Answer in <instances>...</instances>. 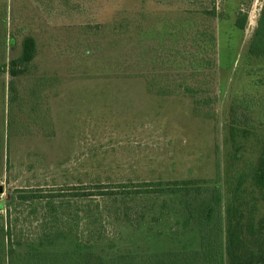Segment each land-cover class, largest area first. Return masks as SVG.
I'll list each match as a JSON object with an SVG mask.
<instances>
[{
  "label": "rangeland",
  "instance_id": "obj_1",
  "mask_svg": "<svg viewBox=\"0 0 264 264\" xmlns=\"http://www.w3.org/2000/svg\"><path fill=\"white\" fill-rule=\"evenodd\" d=\"M263 8L264 0H0V264L7 229L15 264H33L34 254L43 264H81L85 255L143 264L152 254L201 251L203 235L224 247L229 210L263 217L253 173L264 142V57L248 54ZM206 10L218 15L217 69L193 97L172 78L190 70L144 60L172 58L170 38L192 32L191 18ZM26 36L37 41L36 57L13 78L9 64ZM164 88L173 91L158 93ZM190 179L222 190L212 230L199 231L176 195L121 194ZM81 187L116 195L73 196ZM25 191L57 197L20 199Z\"/></svg>",
  "mask_w": 264,
  "mask_h": 264
},
{
  "label": "trees",
  "instance_id": "obj_2",
  "mask_svg": "<svg viewBox=\"0 0 264 264\" xmlns=\"http://www.w3.org/2000/svg\"><path fill=\"white\" fill-rule=\"evenodd\" d=\"M200 16V19H192V24L189 28H192V32H185L187 29L184 28V31L179 36H172L170 38V44L165 46V48H169L168 51L171 52L169 57L172 58H150L144 60V62L151 61H163L166 60L167 65L172 68H181L188 69L192 73L189 75H181L175 76L172 75L173 80L179 82V88L181 92L187 93L195 97V95L204 93L208 89L201 88L200 86H210L212 83L209 80H212L216 69H217V35H216V23L214 19H218V15L215 10L212 11H199L195 12ZM188 14H192L188 13ZM246 16L239 18L236 21V26L240 30L245 29L246 24ZM185 39V44L183 48L185 49L186 55L180 52V45L182 43L181 40ZM168 40V39H167ZM190 42H189V41ZM165 41V40H164ZM188 41V42H187ZM141 45L142 53L145 57H148L152 52L150 47L144 43ZM182 46V45H181ZM37 53V41L33 36H26L23 39L21 46V53L17 59H12L9 64L10 74L13 78H16L18 75L25 73V69L21 70L18 66H30L32 62L35 60ZM249 56L254 57H264V8L261 11L260 18L258 20V25L254 32L253 38L250 43V48L248 52ZM180 56V57H179ZM178 58V59H177ZM125 58L121 62L124 63ZM130 67L133 64H139L138 60L134 63L133 60H128ZM136 61V60H135ZM142 63V62H141ZM136 68V67H135ZM196 82L193 84H189V79L194 78ZM201 77V78H199ZM150 85V90L157 89V85ZM11 91L15 97L16 88L11 83ZM160 90L158 93L162 92H172L168 91L167 88L164 90ZM166 93V94H167ZM180 93V92H179ZM196 104L204 106L208 100H204V98H194ZM205 102V103H204ZM231 133L233 135V128H231ZM246 131V130H243ZM218 182V181H217ZM212 180H174V181H158V182H144L139 185L137 189L131 188L130 190H123L122 195H138V194H158V195H176L180 197L183 202L189 218L192 221H195L197 226L199 227V231L205 226L209 229L214 228V219L216 217L221 221L220 217V206L223 202V194L222 190L219 187L218 183ZM253 184L262 192L264 199V142L261 151L260 158L256 164L254 173H253ZM96 188L100 189L103 187H92L91 189ZM78 192L72 194L75 197L78 196H93V195H116L114 190H109L106 192H97L98 194H91L94 192H90V194H83L79 190H83V188H73ZM45 197H57V195L52 196H44L43 194H39V192H30L26 191L24 194L20 195V199L29 200V199H41ZM239 209V208H238ZM232 210L228 211V227H227V235L226 240L224 242L225 246L223 247V241L221 240V246L219 245V249L216 246H211L207 244V236L203 235V247L204 249L201 251H195L192 255H187L184 252H165L159 254H152L150 261L148 263L143 264H190L191 261H203L202 264H264V216L261 217L258 221H255L254 218L250 217L246 219L245 214L241 209L237 218L232 215ZM245 219V221H243ZM219 221V222H220ZM202 232V231H201ZM203 233V232H202ZM7 237V264H15V249L12 244L11 235L9 230L7 229L6 233ZM217 235L218 233L213 230V241L217 243ZM220 239V236L219 238ZM2 245L0 244V248L2 249ZM224 249V251H223ZM39 254H34L33 264H38L37 260L40 261L41 256ZM154 255V256H153ZM86 260L81 264H94L91 262V255H85ZM155 258V260H154ZM96 260H100L101 258H95ZM122 264H135L137 261V257L134 255L130 256H122L121 259ZM41 262V261H40ZM5 263V261H4ZM41 264H43L41 262Z\"/></svg>",
  "mask_w": 264,
  "mask_h": 264
},
{
  "label": "water",
  "instance_id": "obj_3",
  "mask_svg": "<svg viewBox=\"0 0 264 264\" xmlns=\"http://www.w3.org/2000/svg\"><path fill=\"white\" fill-rule=\"evenodd\" d=\"M0 192H1V187H0Z\"/></svg>",
  "mask_w": 264,
  "mask_h": 264
}]
</instances>
